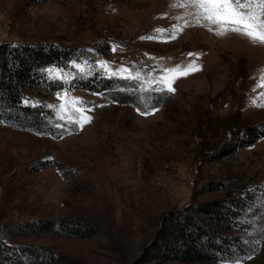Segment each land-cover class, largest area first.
<instances>
[{"label": "rangeland", "instance_id": "rangeland-1", "mask_svg": "<svg viewBox=\"0 0 264 264\" xmlns=\"http://www.w3.org/2000/svg\"><path fill=\"white\" fill-rule=\"evenodd\" d=\"M173 3L0 0V40H42L81 55L46 68L63 70L61 87H34L24 97L51 110L41 124L0 119V241L52 248L45 264H133L166 211L237 190L250 196L240 217L248 227L235 228L241 247L203 264H264V88L253 90L264 74V44L218 35ZM159 28L168 31L141 39ZM104 61L139 78L109 77ZM193 63L199 70L172 80L174 91L161 82L166 69ZM93 78L111 79L110 88L85 87ZM76 98L90 122L69 121L81 117ZM211 176L226 186L202 192ZM36 218L54 220L61 232L19 227ZM92 224L88 235L64 234V225Z\"/></svg>", "mask_w": 264, "mask_h": 264}, {"label": "trees", "instance_id": "trees-1", "mask_svg": "<svg viewBox=\"0 0 264 264\" xmlns=\"http://www.w3.org/2000/svg\"><path fill=\"white\" fill-rule=\"evenodd\" d=\"M80 56L78 50L52 42L0 40V119L14 126L35 127L41 124L52 114L51 110L42 104H25L24 97L34 87L47 92L61 87L62 82L51 78L44 70ZM91 82L97 83L101 89L110 88L112 80L93 78L85 82V87L98 89ZM121 93L140 106L133 100V93L127 90ZM246 133V136H251L252 132L249 130ZM231 139L233 143L240 142L236 134ZM226 184L223 176L207 177L202 182V192L213 191ZM249 198L247 193L234 190L220 198L194 200L169 209L133 264H165L168 261L203 264L230 257L232 250H238L243 242L242 231L235 228L248 227L240 222V217H243ZM94 226L64 225V234L88 235L93 232ZM19 227L26 233L61 232L59 224L48 218L26 220ZM55 255V251L48 246L0 241V264H45Z\"/></svg>", "mask_w": 264, "mask_h": 264}, {"label": "snow or ice", "instance_id": "snow-or-ice-1", "mask_svg": "<svg viewBox=\"0 0 264 264\" xmlns=\"http://www.w3.org/2000/svg\"><path fill=\"white\" fill-rule=\"evenodd\" d=\"M172 6L174 8L189 9L188 15L197 24L203 26L206 23L207 25L215 26V31L218 35L236 33L247 37L254 43L264 44V0H175ZM178 19H183V17H178ZM187 24L188 21H185L186 26ZM179 30L182 31V29ZM209 30H213L212 27H209ZM167 31L168 29L159 28L155 30L158 36L141 37V39L159 38V36H162ZM169 38L174 39L175 37L170 36ZM113 51H115V47ZM189 55L198 54L189 53ZM75 66L80 71H83L80 64H75ZM100 67L107 71L109 77L120 76L125 79L139 78V74L132 76L129 73L127 76H124V73L128 71L127 69L113 71L107 61L101 62ZM198 70L199 68L194 63L186 66L176 65L166 69L169 75L162 77L161 82L167 85L169 91H174L171 88L172 80L178 76L187 75L192 71ZM44 71L48 72L53 79H63L61 76L62 69L49 68ZM256 88H264V74L261 75L253 90L255 91ZM64 95L66 97L67 93L65 92ZM71 102L75 110L81 113V117L76 120L69 117V121L77 124L81 123V121L90 122L91 118L85 115L87 109L79 106L83 105L84 101L76 98ZM24 103L27 104L29 102L25 100ZM60 107L62 110L65 108L63 104ZM61 119H64V117L62 116ZM235 264H239V262L237 261Z\"/></svg>", "mask_w": 264, "mask_h": 264}]
</instances>
